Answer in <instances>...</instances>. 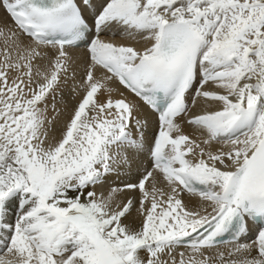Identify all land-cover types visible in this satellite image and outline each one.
Returning <instances> with one entry per match:
<instances>
[{
  "label": "snow or ice",
  "instance_id": "snow-or-ice-1",
  "mask_svg": "<svg viewBox=\"0 0 264 264\" xmlns=\"http://www.w3.org/2000/svg\"><path fill=\"white\" fill-rule=\"evenodd\" d=\"M81 4L0 0V264H264V0ZM113 84L157 113L151 144ZM145 151L136 183L107 184Z\"/></svg>",
  "mask_w": 264,
  "mask_h": 264
},
{
  "label": "bare ground",
  "instance_id": "bare-ground-1",
  "mask_svg": "<svg viewBox=\"0 0 264 264\" xmlns=\"http://www.w3.org/2000/svg\"><path fill=\"white\" fill-rule=\"evenodd\" d=\"M0 17L4 18L5 22L10 23L7 18V14L4 12L2 8H0ZM126 43H130L133 46L137 48H141L144 44L142 40H128ZM75 64H74V70L76 73L75 80H70L68 83V87L65 88L63 93V103H59L58 107L60 108V114L58 116L57 123L54 125L53 135L59 136V131L61 129V126L70 118V115L72 113V110L75 108V106L78 104L82 96L84 95L83 89L77 88L76 92H72L69 89L73 87V85L79 84L84 76L87 69V56L84 52H80L78 50H71ZM97 75H102V73H97ZM113 87L118 88L116 84L112 85ZM119 89V88H118ZM120 92H122L119 89ZM118 95V94H117ZM128 97L127 94L124 93ZM59 100V97L57 98ZM132 100V99H130ZM141 108V116L147 117L148 119V125L146 126L144 130V137L146 142L149 144V138L155 133V117L149 113L145 107L141 105L140 102L135 101ZM214 105L205 104L203 101H198L196 107L193 109L194 112H202L204 110H212L214 108ZM184 130L186 134H192L193 129L190 128L187 125H184ZM133 132L135 133V129H133ZM195 135L199 136L200 133L196 132ZM215 147H219L216 145ZM145 153L139 155H133L131 158L130 166L124 165L120 168V174L118 176L113 175L108 178L107 184L109 185H116V186H122L125 182H127L129 179H134L136 182L140 179L141 175L143 174L144 170L147 169L146 165V159H145ZM159 178V177H158ZM107 186V185H106ZM98 191H101L103 189L97 188ZM124 198L135 196L136 200L138 202L139 194L138 193H132V192H126L123 194ZM185 202L191 204L197 203V198H191L188 194H185L184 196ZM131 220H134L135 226H139L140 220L136 216L135 210H133ZM230 245H223L221 246L222 249L225 247H229Z\"/></svg>",
  "mask_w": 264,
  "mask_h": 264
}]
</instances>
